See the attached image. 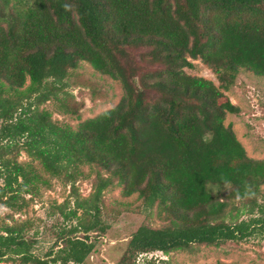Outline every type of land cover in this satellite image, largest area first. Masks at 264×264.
<instances>
[{
    "label": "trees",
    "instance_id": "obj_1",
    "mask_svg": "<svg viewBox=\"0 0 264 264\" xmlns=\"http://www.w3.org/2000/svg\"><path fill=\"white\" fill-rule=\"evenodd\" d=\"M197 60L219 86L186 72ZM83 63L119 82L121 100L57 123L50 101L79 119L69 80ZM241 71L264 77V0H0V207L10 211L0 264H84L109 228L102 206L113 187L167 224H142L117 264L264 238V160L226 125L241 112L225 94ZM45 174L71 187L58 211L77 223L41 257L32 225L14 216L51 187ZM81 179H93L88 198Z\"/></svg>",
    "mask_w": 264,
    "mask_h": 264
},
{
    "label": "rangeland",
    "instance_id": "obj_2",
    "mask_svg": "<svg viewBox=\"0 0 264 264\" xmlns=\"http://www.w3.org/2000/svg\"><path fill=\"white\" fill-rule=\"evenodd\" d=\"M194 64V69H186L188 74L204 77L218 86L221 84L217 75L200 60ZM69 82V90L80 106L79 119L61 115L58 104L50 101L45 107L53 113V119L57 123L75 126L113 108L122 97L121 84L101 76L88 63H83L73 72ZM225 94L241 109L239 114L227 116L226 125L233 127L249 157L264 160V77L241 71L234 86L225 91ZM19 160L26 162L30 159L22 153ZM85 171L88 173L90 169L86 167ZM45 178L50 180L51 187L41 188L40 196L35 198L27 211L14 216L16 221H29L32 225L27 233L36 240L35 252L41 257H45L54 245L57 231L77 223L75 220L65 223L58 211V207L69 198L71 187L49 175L45 174ZM92 185L93 179L79 180L76 184L79 195L88 198L92 193ZM209 188L214 195H218L220 187L211 185ZM70 207L72 205L68 206L66 212L70 211ZM8 214L10 211L0 207V225L4 221L10 223ZM102 220L109 228L105 234H99L96 238L95 251L84 264H117L126 251L131 235L142 224L148 223L154 228L167 225L157 218L155 210H144L142 202L136 196L123 197L119 187L105 192ZM164 261L169 264H264V238H253L244 243H228L221 247L196 245L189 250L175 251L169 255L162 252L144 254L138 257L136 264H163ZM1 264L18 263L5 261Z\"/></svg>",
    "mask_w": 264,
    "mask_h": 264
}]
</instances>
